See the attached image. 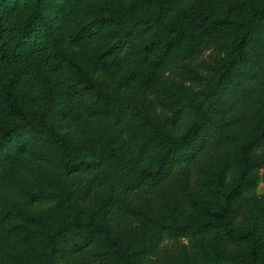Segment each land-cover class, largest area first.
Wrapping results in <instances>:
<instances>
[{"label":"trees","instance_id":"obj_1","mask_svg":"<svg viewBox=\"0 0 264 264\" xmlns=\"http://www.w3.org/2000/svg\"><path fill=\"white\" fill-rule=\"evenodd\" d=\"M262 144L264 0H0V264H264Z\"/></svg>","mask_w":264,"mask_h":264},{"label":"rangeland","instance_id":"obj_2","mask_svg":"<svg viewBox=\"0 0 264 264\" xmlns=\"http://www.w3.org/2000/svg\"><path fill=\"white\" fill-rule=\"evenodd\" d=\"M184 5L183 2H181L180 6L182 7ZM221 55V51L219 49L215 48L214 46H210L207 49L203 51V53L200 56H197L194 60L185 62V61H173L171 64H169L166 67V71L164 73L165 76L169 78H174L177 81L185 83L186 86L195 87L198 85L197 82L188 80L191 78H188L186 75V69L185 65H188L198 73H205L208 74L211 72L212 66L214 64V60L217 59ZM190 64V65H189ZM122 87H120L121 89ZM126 90H124L125 92ZM42 96L43 94H39ZM39 99V100H38ZM35 101V104L37 106L43 105L46 106V102L41 98H38ZM77 108L75 109L76 112H73L74 110H70V108L67 109H61L59 107L60 105H57V108L51 111V121L56 124L57 130L65 133L68 136H81L83 134L82 130V119L85 117H88V111L81 106V104H75ZM256 112L252 114H247L245 121H250L248 123V126L250 127V130H255L257 127H259V118L258 113L259 109L263 108L262 105L259 104V101L254 105ZM160 110V108H159ZM81 122V123H80ZM245 126V125H244ZM247 127V126H246ZM264 150V144H262L260 147L257 146L255 148V151L261 152ZM232 159L233 164L236 163V150L232 149ZM264 171V168L260 171L261 173ZM256 193L259 195L261 193V186H258L256 188ZM240 218H238V221H240ZM182 242L186 243L188 247H191V245L194 243V239H191L190 237H185L181 239Z\"/></svg>","mask_w":264,"mask_h":264}]
</instances>
